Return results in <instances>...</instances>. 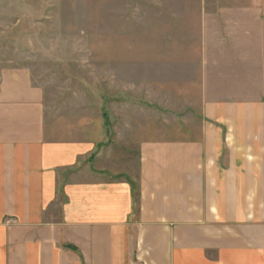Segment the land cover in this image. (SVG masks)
<instances>
[{
	"label": "crops",
	"instance_id": "1",
	"mask_svg": "<svg viewBox=\"0 0 264 264\" xmlns=\"http://www.w3.org/2000/svg\"><path fill=\"white\" fill-rule=\"evenodd\" d=\"M237 41L203 42L199 131L139 139L137 180L52 137L43 88L1 68L0 264H264V90L245 74L263 63Z\"/></svg>",
	"mask_w": 264,
	"mask_h": 264
},
{
	"label": "rangeland",
	"instance_id": "2",
	"mask_svg": "<svg viewBox=\"0 0 264 264\" xmlns=\"http://www.w3.org/2000/svg\"><path fill=\"white\" fill-rule=\"evenodd\" d=\"M232 37L264 90V0H0V69H28L51 136L95 140L109 177L138 179L139 139L197 134L204 52Z\"/></svg>",
	"mask_w": 264,
	"mask_h": 264
},
{
	"label": "trees",
	"instance_id": "3",
	"mask_svg": "<svg viewBox=\"0 0 264 264\" xmlns=\"http://www.w3.org/2000/svg\"><path fill=\"white\" fill-rule=\"evenodd\" d=\"M136 189V188H135Z\"/></svg>",
	"mask_w": 264,
	"mask_h": 264
}]
</instances>
